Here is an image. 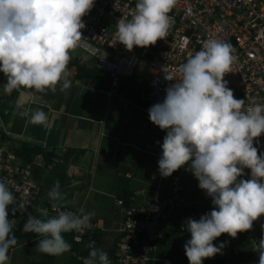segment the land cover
Wrapping results in <instances>:
<instances>
[{
    "label": "clouds",
    "instance_id": "9594fccd",
    "mask_svg": "<svg viewBox=\"0 0 264 264\" xmlns=\"http://www.w3.org/2000/svg\"><path fill=\"white\" fill-rule=\"evenodd\" d=\"M176 0H136L131 18L116 21L117 42L131 51L134 46L155 45L167 37ZM94 0H0V72L6 77L4 90L55 91L70 87L67 65L70 51L82 46V17ZM234 57L231 45L217 38L206 39L199 51L180 65V78L166 89L162 102L148 109L149 119L162 130V155L158 170L168 177L189 165L198 187L211 197L214 207L200 218L185 221L191 238L184 245L189 264H203L204 258L221 253L213 241L227 233L251 230L253 221L264 215V154H258L254 138L264 133V104L234 97L228 81ZM165 73V72H164ZM167 80H173L165 73ZM34 125L50 126L51 117L42 109L24 113ZM250 169V179H239ZM53 208L64 199L59 181L47 193ZM15 196L0 179V264H9V250L17 244L14 221L8 208ZM13 209V215L19 211ZM29 215L23 231L36 234V251L60 256L71 250L62 235L88 227L94 213L59 211L49 216ZM264 230V224L261 225ZM258 264H264V235L253 241ZM83 264H110L108 254L91 248Z\"/></svg>",
    "mask_w": 264,
    "mask_h": 264
},
{
    "label": "crops",
    "instance_id": "0c3cea01",
    "mask_svg": "<svg viewBox=\"0 0 264 264\" xmlns=\"http://www.w3.org/2000/svg\"><path fill=\"white\" fill-rule=\"evenodd\" d=\"M70 52L67 89L62 90L59 83L55 91L21 88L9 94L4 90L6 77L0 72V147L17 153L25 144H30L45 150L47 156L65 161L52 170L35 168V178L41 185L36 209H20L16 198L15 204L9 206L13 234L19 225L24 233L9 250V264H80L93 247L102 249L113 259L124 249L126 217L120 201L139 207L167 202L175 175L181 177L187 200L185 205L168 208V218L160 225L159 240L149 264H189L184 245L191 234L184 224L190 217L198 220L211 211L214 207L211 197L198 187L193 173L184 172L188 165L168 177L161 176L158 160L167 130L150 121L147 106L126 97L123 81L113 87L108 84L111 79L108 73L93 77L85 71L81 75V65L95 68L96 61L82 51ZM137 75L146 80L150 78L145 77L143 66ZM36 109L50 115V126L34 125L23 115ZM21 160L25 162L22 157ZM239 179H250V171L243 172ZM57 180L64 197L58 206L77 213L81 209L94 213L91 218L100 228L86 235L80 245L73 231L63 233L71 250L52 256L36 251L40 237L23 231V225L29 215L43 218L37 209H46L49 216H54L50 209L55 202L49 200L47 193ZM15 207L20 210L13 215ZM262 224L264 215L253 221L251 230L238 232L236 238L227 233L216 238L213 243L217 247L223 243L224 247L214 257L204 258L203 264H258L259 256L252 242L264 235Z\"/></svg>",
    "mask_w": 264,
    "mask_h": 264
},
{
    "label": "built area",
    "instance_id": "2783aa9c",
    "mask_svg": "<svg viewBox=\"0 0 264 264\" xmlns=\"http://www.w3.org/2000/svg\"><path fill=\"white\" fill-rule=\"evenodd\" d=\"M136 0H94L91 10L82 17L85 27L82 46L72 51H82L93 57L103 72L113 77L117 87L123 79L139 74V67H149L150 91L144 100L148 108L162 102L166 89L180 78L179 67L199 51L206 39L217 38L231 45L234 57L230 73L224 79L233 90L234 97L245 99L247 107L253 100L264 104V0H176L169 13L172 18L167 37L155 45L134 46L129 51L117 42L116 21L131 18ZM173 80H167L165 73ZM143 74V73H141ZM175 80V81H174ZM258 154H264V133L254 138ZM65 161L60 157L50 160L44 154L33 162H23L17 153L0 147V179L13 191L20 209H36L41 185L35 178L36 167L54 169ZM185 169V173H192ZM245 168L243 172H249ZM186 188L180 175L172 177V195L167 202L125 208L123 251L109 257L110 263L149 264L151 252L159 240L161 223L168 218L170 206L185 205ZM64 207H51L54 216ZM93 218L82 231H73L77 243L86 235L98 230Z\"/></svg>",
    "mask_w": 264,
    "mask_h": 264
},
{
    "label": "trees",
    "instance_id": "16d2710c",
    "mask_svg": "<svg viewBox=\"0 0 264 264\" xmlns=\"http://www.w3.org/2000/svg\"><path fill=\"white\" fill-rule=\"evenodd\" d=\"M69 54L71 57L72 52H70ZM70 67H71V63L69 61L67 65V71H69ZM85 71H89L91 73V76L93 77H97L98 74H100L101 76L103 75L102 69L99 68L98 66L90 69V68H87L86 66L81 65L80 74L82 75ZM122 81H123L122 85L124 87L123 91L126 97L130 98L131 100L135 101L136 103L140 105H144L148 107V104L144 100L145 95H147L150 91L148 80L136 74L133 77L129 79H123ZM112 82H113V77L111 76V79H109L108 84L111 85ZM17 154L20 158L21 157L24 158L26 163L33 162L34 160H36V158L40 154H44L46 158H48V160H50V158L53 157V156H47L45 150L35 147L34 145H30V144H25L23 148L17 150ZM41 168H45V167H41ZM21 228L22 226L20 227V225L16 227V231L14 235L17 240L24 237V233L21 232ZM78 244L80 245L81 243H78ZM92 247H93V244H92ZM80 264H83V260L80 261Z\"/></svg>",
    "mask_w": 264,
    "mask_h": 264
},
{
    "label": "rangeland",
    "instance_id": "374dc122",
    "mask_svg": "<svg viewBox=\"0 0 264 264\" xmlns=\"http://www.w3.org/2000/svg\"><path fill=\"white\" fill-rule=\"evenodd\" d=\"M144 73L146 78H149L151 76L149 67H144Z\"/></svg>",
    "mask_w": 264,
    "mask_h": 264
}]
</instances>
